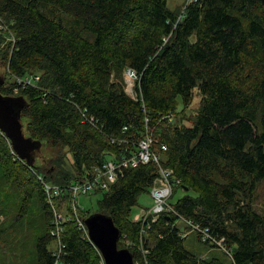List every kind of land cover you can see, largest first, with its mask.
<instances>
[{
    "label": "trees",
    "instance_id": "16d2710c",
    "mask_svg": "<svg viewBox=\"0 0 264 264\" xmlns=\"http://www.w3.org/2000/svg\"><path fill=\"white\" fill-rule=\"evenodd\" d=\"M0 18L17 38L13 46L0 34V90L26 97V132L47 146L40 164L30 165L0 130V178L20 192L22 211L34 199L43 211L45 232L34 244L33 264L57 258L50 248L53 206L71 217L63 222L61 263H99L73 213L69 186L105 161L130 155L147 127L161 165L180 179L173 195L179 188L196 193L175 201L172 195L176 212L209 227L231 249L227 258H199L185 245L180 217L163 214L148 229L149 264H264V215L252 206L264 183L262 0H195L181 16L167 0H0ZM127 67L138 74L135 97L125 89ZM27 75L40 79L15 94L14 76ZM195 88L201 104L187 125L183 107ZM123 138L128 142L119 143ZM39 175L65 186L53 206ZM156 176L155 162L128 167L98 191L97 212L112 216L119 247L138 263L142 221L131 211ZM92 211L85 206L78 213L84 219Z\"/></svg>",
    "mask_w": 264,
    "mask_h": 264
},
{
    "label": "built area",
    "instance_id": "2783aa9c",
    "mask_svg": "<svg viewBox=\"0 0 264 264\" xmlns=\"http://www.w3.org/2000/svg\"><path fill=\"white\" fill-rule=\"evenodd\" d=\"M195 1V0H189ZM0 33H2L7 42H12L13 46L15 45L17 38L16 33L11 29V27L5 22V20L0 18ZM125 81L128 84L133 86L135 85L136 80L138 78L137 72L127 67L124 70ZM15 81L17 86L14 88V93L18 94L19 88L28 86L30 84H35L39 81L40 77L38 75H27V76H15ZM134 97V96H133ZM84 119L87 120V115L82 113ZM170 120H173L174 113H170L168 115ZM91 124L97 126L94 121V118L91 117L88 119ZM129 127L125 125L123 127V132L127 131ZM116 142V139H113ZM119 143L128 142L126 138L119 139ZM154 139L153 135L151 134L149 128L147 127L146 134L144 137L139 140L136 144L133 151H130V155L122 154L119 157H113L107 161H105L102 165L94 168V170L88 173V176L80 181H75L72 185L69 186V190L72 192V208L73 213L77 219V223L80 229H83L87 237L88 235V228L85 224V218L83 219L81 215L78 213L79 209H84L85 205L80 202V198L82 196H88L90 194L97 193L98 191L108 190L112 184H114L119 176L121 175L122 171L128 167H137L140 164H148L150 162H155L159 164V176L153 181L152 184V197H153V205L150 207H142L141 212L137 220L142 221V227L140 229V238H139V250L143 255V261H140V264H149L147 259L148 249L146 247L147 241V234L148 229L151 228L152 223L156 222L161 215L165 214L170 216L171 213L177 214L180 219L179 222L185 223L186 227L182 229L181 235L183 237H188L192 232H196L199 235L202 242H208L210 244H217L220 245V248L224 249L229 255H231V249L224 245L223 238L219 239L218 237L214 236L209 227L203 226L200 222H195L191 219H187L176 212L174 209L170 198L174 192V186L180 182V179L173 180V169L169 167L162 166L160 161L162 159V155L153 150ZM167 147L164 145L162 149H166ZM39 180L43 182L44 190L46 193V197L48 202L53 206L52 200L55 196L60 195L63 193L65 186L59 184H53L45 180L42 175H39ZM54 218L52 221V228L50 230L51 235L53 236V241L55 242L56 246L53 249L54 255H56V259L54 264H62L60 259L61 254L63 253L64 244L62 243V232H63V222L70 219L71 217L59 212L53 206ZM191 233H188L189 231ZM126 244L131 245L134 244L131 240L125 239ZM97 251L100 254V259L98 264H107L105 258L103 257L99 248L94 245ZM138 263V262H137ZM139 264V263H138Z\"/></svg>",
    "mask_w": 264,
    "mask_h": 264
},
{
    "label": "rangeland",
    "instance_id": "374dc122",
    "mask_svg": "<svg viewBox=\"0 0 264 264\" xmlns=\"http://www.w3.org/2000/svg\"><path fill=\"white\" fill-rule=\"evenodd\" d=\"M188 2L189 0H167V5L171 10L177 12L181 16V13H183ZM0 71L2 70L0 69ZM135 85L133 84V86L130 87L129 84L128 86L126 84L125 87L126 91L134 97L136 96ZM200 99L201 95L199 94V89L195 88L191 103L183 107L186 112L185 117L188 119L185 120L187 125L191 123L195 118V115L198 113L201 104ZM179 100L181 101V99ZM46 152L47 146L45 145L43 146L41 153L46 155ZM67 158L68 160H72V154L70 152H68ZM40 162L41 158L37 157V163L40 164ZM71 165L66 164L68 168L69 166L71 167ZM151 193L152 189L150 188L148 192L146 191L139 195L138 204L133 206L131 211V217L133 219L137 220L142 207H150L153 205V197ZM186 193L196 194L192 190L187 191L179 188L173 195L172 201L177 200ZM100 197L101 194L98 192L88 196H82L80 202L87 208L93 210L92 213H94L97 212L96 209L98 208L97 204ZM23 205L22 196L16 187L5 183L4 180L0 178V264H33L34 262V244L37 237L45 232L43 211L37 199H34L27 206L25 210L26 212L22 211ZM252 206L257 212L264 215V183L259 185ZM61 213L66 214L65 212ZM178 225H180L182 229L186 227L183 222H179ZM191 232L192 231L190 230L188 233ZM150 239L153 240L152 237H150ZM185 241L186 247L199 258L228 257L227 252L224 249L212 247L201 242L196 232H192L188 235ZM50 246L51 249H54L56 246L55 242L52 241Z\"/></svg>",
    "mask_w": 264,
    "mask_h": 264
},
{
    "label": "water",
    "instance_id": "95a60500",
    "mask_svg": "<svg viewBox=\"0 0 264 264\" xmlns=\"http://www.w3.org/2000/svg\"><path fill=\"white\" fill-rule=\"evenodd\" d=\"M4 81L5 74L2 70L0 87ZM26 103L25 96L5 95L0 90V130L11 141L14 152L28 164L35 165L37 157L42 158L41 150L46 144L26 132L25 121L22 118ZM85 224L89 239L99 248L107 264H138L130 249L119 247L121 230L111 215L103 212L91 213L85 218Z\"/></svg>",
    "mask_w": 264,
    "mask_h": 264
}]
</instances>
